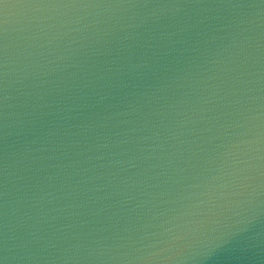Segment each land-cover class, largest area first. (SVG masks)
<instances>
[{
  "label": "water",
  "instance_id": "obj_1",
  "mask_svg": "<svg viewBox=\"0 0 264 264\" xmlns=\"http://www.w3.org/2000/svg\"><path fill=\"white\" fill-rule=\"evenodd\" d=\"M0 264H264V0H0Z\"/></svg>",
  "mask_w": 264,
  "mask_h": 264
}]
</instances>
